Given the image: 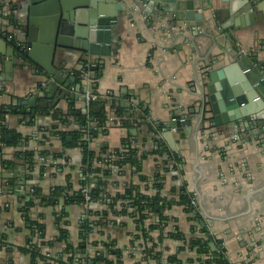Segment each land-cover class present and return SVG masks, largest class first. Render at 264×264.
I'll use <instances>...</instances> for the list:
<instances>
[{"label": "crops", "instance_id": "0c3cea01", "mask_svg": "<svg viewBox=\"0 0 264 264\" xmlns=\"http://www.w3.org/2000/svg\"><path fill=\"white\" fill-rule=\"evenodd\" d=\"M68 1L74 6L70 5L72 11L67 12V20L61 18L66 14L61 5H58L56 15L44 17L49 21L47 28L52 30L57 48L53 52H38L37 63L26 58L18 49L25 45L29 35L30 0H0L3 9L0 16L13 13L17 19V26L5 24L3 26H7L5 30L8 33L0 34V106L21 103L24 113L35 117V126H27L17 117H7L8 128L24 139L35 137L29 144L17 147L0 144V156L5 163L8 162L4 164L0 161V229L7 234L9 244L14 248L12 252H0V264H9L11 259L20 262L22 255L17 249L25 247L31 237L21 208L33 186H38L45 195H49L54 188L71 185L69 194L73 195L81 188L83 176L88 174L94 182L96 179L95 183L107 182L105 192L110 198L132 187L151 196L156 194L153 186L147 187L131 168L122 175L111 173L109 177L103 176V173L87 172L88 166L84 164L80 148L66 151L67 161L59 159L54 168L40 163L39 151L63 150L58 138L47 140L45 146H40L42 141L37 139L49 136V130L56 124V111L64 113L73 106L89 114L90 107L84 101L83 93L94 88L100 95L109 94L111 97L105 99L108 101L105 104L107 132L101 129L93 139L89 138L90 149L98 156L102 155V150H107L106 155H110L122 149L123 141L132 140V146L144 156L141 175L151 179V182L158 175L163 177L161 195L168 203H174L165 213L170 219L168 232L177 227L185 234L191 233L194 226L206 229L209 236L224 245L230 263L264 264V110L257 113L250 123L244 118L241 123L214 127L209 120L214 117L212 102L205 90L208 95L207 110L211 114L196 131L202 115L199 113V97L204 81L208 83V73L247 57L254 69L264 74V0L256 1L254 24L249 21V25L247 20L241 21V17L231 12L238 0H210L208 11L204 13L206 26L199 32L196 26L179 21L177 13L162 8L150 9L138 0H118V3L122 1L125 4L127 10V15L120 18L126 12L117 10L109 0ZM80 2L91 9L93 5L101 7L119 18L112 27L111 49L107 50L110 55L98 59V70H92L88 55L76 49L85 46V40L78 35L79 25L72 21L73 17L77 21V9L82 10L76 8L80 7L77 5ZM237 21L243 25L236 26ZM9 49H14V59L8 57ZM39 62L49 65L56 75H49ZM59 76L62 79L56 81ZM53 83L58 88L49 92ZM29 100H36L33 109L24 104ZM113 100L129 105L130 108L125 109L132 110L126 114L129 127L119 126L116 121L111 104ZM216 103L220 105L222 102L216 100ZM44 104L48 106L44 107ZM42 109L48 113L43 114ZM179 111L184 119H192L193 125L191 133L184 131L186 138H182L181 133H174L176 153L163 137L162 126L170 123ZM245 124H249L250 128L244 129ZM75 129L78 126L74 124L62 127V131L66 132ZM235 135L240 139L237 140ZM160 147L163 156L158 154ZM30 150L37 151L33 171L27 169L19 156ZM174 155L179 156L181 161L176 160ZM93 168L107 170L105 164L97 161ZM183 190L192 196L195 214L202 225L197 219L193 220L194 216L186 208L175 204ZM107 201L102 199L93 203L87 210L84 205H67L61 199L58 205L38 204L31 210V217L46 226V240L54 243L52 252L56 254L64 248V243L57 238V213H68L69 218H65L63 223L68 220L70 242L76 244L81 240L83 224L88 217L95 213H107L108 220L101 227L96 226L90 234L89 247L95 252L102 251L101 245L96 247L91 243L113 240L123 253L124 264H158L142 260L141 250L146 241L135 220L109 214ZM154 220H149L145 227L149 228ZM151 235L157 241L161 238L159 231ZM164 240L163 246L167 251L163 254L164 260L178 255L182 264H203L197 253H179V242L167 235ZM22 264H30V259L25 257Z\"/></svg>", "mask_w": 264, "mask_h": 264}, {"label": "trees", "instance_id": "16d2710c", "mask_svg": "<svg viewBox=\"0 0 264 264\" xmlns=\"http://www.w3.org/2000/svg\"><path fill=\"white\" fill-rule=\"evenodd\" d=\"M2 10V7H0V11ZM0 19H2L0 34L4 32L8 33L7 30H5L7 26H17V19L13 13H8L7 17L0 16ZM5 24L7 25L6 27L3 26ZM92 92L102 98H99L98 101L91 104L89 114L84 110L74 108L73 106H70L69 110L64 113L56 111V114L54 115L56 124H54L49 130V136L44 137L45 141L40 143L42 144L41 146H45L44 143L47 142V140L50 141L51 139L58 138L63 145V150L60 152H52L51 150L46 149L41 152L39 151V155L45 158L51 157L52 159H63L67 161L65 156L66 151L80 148L84 156V164L88 166L87 172H94L98 174L103 173V176L109 177L111 173H114L113 167H118L120 169L118 171L120 175L124 174L127 169L131 168L135 170L136 174L140 175L141 182L146 183L147 187L153 186L152 189L156 190V194L153 196L142 193L139 188L132 187L126 190L125 193L120 194L117 197L110 198L105 192L107 182L95 183L96 186L92 191L93 203H98L102 199L104 201L108 200L107 204L110 207V210L108 211L109 214L114 217L126 216L133 218L146 243L148 244L153 242V246L146 248L145 250L147 260H155L158 264H182L178 255L170 256L168 260H164L163 252L158 250L160 247H164V236L167 235L168 238L181 244V247H179V253L184 251L195 252L202 258L203 264H232L227 258V251L224 248V245L215 240L212 236H209L206 229H199L194 226L192 228L191 237H187V235L178 227L176 230L168 232L167 228L169 227L170 219L165 213L167 210L172 208L174 203H168L161 195L164 185L163 177L158 175L156 176L154 182H151V179L141 175L143 172L144 156L140 155L139 149L132 146V140L130 138L129 141H123L122 149L114 151V154L106 155L108 153L107 150H102V155L98 156L90 149V143L85 139H93L98 130L101 129L107 132L105 129L108 121L105 109L108 101L103 99V96L100 95L95 88ZM111 104L115 110L116 121L119 123V126L126 128L129 127L130 121L126 120V114L131 113L132 110L122 108L121 103H117L116 100L111 101ZM98 105L102 106V110L100 112L95 111V107ZM41 112L43 114L48 113L46 109H42ZM8 116L19 118L20 122H26L25 124L27 126H35V117L33 114H25L21 103L0 106V144L4 146L13 145L17 147L20 144H29L31 139H35V137L24 139L21 135L17 134L16 131L8 128ZM68 124L77 125L78 129L69 132L62 131V127ZM10 137L12 138V142L8 141ZM70 138L72 139L71 141H69ZM162 146L163 145L161 144V147ZM161 147L158 154L163 156ZM19 156L25 162L27 169L33 171L36 167L37 151L30 150L20 154ZM174 158L181 161V158L177 155H174ZM0 161L4 164H8V162L5 163V161L2 160L1 156ZM95 161L105 164L107 170L102 171V169H94L93 165ZM166 163L168 164L167 161H165L164 164L167 165ZM88 180L93 181L90 178ZM151 183H153V185H151ZM80 185L81 188H79V190L73 195L69 194L72 190L71 185L66 188H54L49 195H45L42 189L38 186H33L34 193L28 194L27 201L21 208V213L24 215L27 225L31 230V237L25 247L17 249L22 256L30 259V264H124L123 253L121 250L117 249V242L113 240H107L102 243H91L92 246L96 247L101 245L103 250L97 251L98 254L95 256H91V254L88 253L90 244L89 236L92 234V231L96 228V226L101 227L103 222L108 220L107 213H95L93 215L98 218L96 222H92L88 219L83 224L84 231L81 235V240L77 242V244L70 242L69 230L67 228V225H69L67 222L68 220L66 223H63L65 218H69L68 213L66 211L57 213L56 218L59 226V237L57 238L64 243V248L61 249V252L56 254H53L52 252L54 243L46 240V226L39 221H35L31 217V210L38 204L40 206L58 205L60 200L63 199L67 205H84L85 200L82 194V188L85 185V182H81ZM191 202L192 196L183 190L180 200L175 204L187 208V212L194 216L193 220L196 221L197 219L199 222V216L195 214V209L192 207ZM152 219L154 220L153 224L150 225L149 228H146V223ZM199 224H201V221ZM62 225L65 226V228H61ZM155 231L161 232V238L159 241L155 240L151 235L152 232ZM86 234L87 237L85 236ZM138 238L139 237H136V239ZM211 243L216 245V251L211 249ZM13 249L14 248L9 244L7 234H0V252L4 250L12 252ZM85 255L87 256L86 258H76V256ZM15 262L16 261H14V259H11L9 264H14Z\"/></svg>", "mask_w": 264, "mask_h": 264}, {"label": "water", "instance_id": "95a60500", "mask_svg": "<svg viewBox=\"0 0 264 264\" xmlns=\"http://www.w3.org/2000/svg\"><path fill=\"white\" fill-rule=\"evenodd\" d=\"M110 3L115 5L117 10L123 9L126 13L119 16L127 15L125 4L118 0H109ZM150 9H165L166 11H173L177 13L178 20L187 22L189 25L196 26V30L199 32L206 26V19L204 13L208 11V2L210 0H138ZM138 1H136L138 3ZM238 4L235 5L231 12L234 15L241 17V21L247 20V23L252 22L254 24V12L256 11V1L258 0H238ZM70 1L63 0H30V28L27 41L22 48H18L21 53L26 57L38 63L36 55L38 52L48 50L50 52L56 51L55 36L51 34V29L47 28L48 20L44 18L48 15H56L58 13V5H61L66 14H63L62 19L67 20L68 11H72L73 4ZM82 10L77 9L75 16L77 15V21H72L79 25L77 28L78 35L85 40V46L83 48H76L77 51H82L88 55V62H90V68L92 70H98V59L100 57H108L110 53L107 52L111 49V33L112 27L118 23V17L111 15L107 10H102L101 7L92 6L88 8V5L79 4ZM86 8V9H84ZM63 10V12H64ZM114 12V10H112ZM109 14L111 16H109ZM195 23V24H194ZM243 24H238L240 26ZM249 25V24H248ZM197 32V33H198ZM12 42V40H10ZM53 44V45H52ZM58 44V42H57ZM55 45V46H54ZM8 57L14 59V49H9ZM49 75H56L52 72L49 65L41 64ZM92 78H94L92 76ZM62 76H59L56 81H60ZM202 86V94L200 95L198 102L199 113L201 112L200 124L197 125V130L201 129V123L208 120L207 115L211 114L207 110V94L210 95L212 102L213 118L212 121L214 127L230 126L232 123L242 122V119H246L249 123L253 121L254 116L264 110V74H261V70L254 69L251 62L247 57L240 58L239 60L226 65L220 70L210 72L206 76V80ZM56 83L50 85L49 92L57 90ZM205 90L208 92L205 93ZM92 91V89H91ZM219 91V94H218ZM216 100L221 101L220 105L216 103ZM26 106H30L33 109L36 105V100H29L24 103ZM47 107V104L43 105ZM121 107H129L125 103H121ZM197 107V108H198ZM202 109V111H200ZM204 109V111H203ZM101 107H96L95 111L100 112ZM28 113H31L29 111ZM223 113V115H222ZM228 114V115H227ZM192 119H184L181 115V111L174 115L171 122L165 126H162L163 137L168 141L171 149L174 152H178L177 140L174 133H181L182 138H186V133L192 132ZM188 129H187V128ZM151 128V127H150ZM185 128V130H184ZM249 129V124L244 125V129ZM152 130V128H151ZM264 134V132L262 133ZM72 139L70 138L69 141ZM8 141H12L10 137ZM23 171L25 169L23 168ZM25 173H23L24 175ZM204 225V224H203ZM213 251L217 250L214 243L210 244ZM93 264V263H91Z\"/></svg>", "mask_w": 264, "mask_h": 264}, {"label": "built area", "instance_id": "2783aa9c", "mask_svg": "<svg viewBox=\"0 0 264 264\" xmlns=\"http://www.w3.org/2000/svg\"><path fill=\"white\" fill-rule=\"evenodd\" d=\"M7 15H8V13H5L4 14V16H6L7 17ZM99 98H102V97H100L99 95H96V94H94L92 91H91V89H86L85 91H84V93H83V99H84V101L86 102V104H87V106L88 107H91V104L92 103H94V102H96V101H98L99 100ZM108 98H110L109 97V94H107L106 96H103V99H108ZM235 137H236V139L237 140H239L240 138H238V135H235ZM38 139V141L39 140H41L42 142H44L45 141V139H44V137H42L41 139L40 138H37ZM85 140H89L88 138L87 139H85ZM41 146V145H40ZM37 150H39V148L37 147ZM39 161H40V163H42L43 165H45V166H47V167H52V168H54V167H56L57 165H58V163H59V160H56V159H52V158H49V159H47V158H45V157H40L39 158ZM120 169L118 168V167H113V172L114 173H118V171H119ZM90 178V176L88 175V174H85L84 176H83V179H82V182H85V185L83 186V188H82V194H83V197H84V200H85V203H84V206L86 207V209L87 210H89L90 209V206L93 204V199H92V191H93V189L95 188V182H93V181H90V180H88ZM91 179V178H90ZM93 180V179H92ZM31 193L33 194L34 193V190L32 189L31 190ZM191 205H192V207H194L195 206V202L194 201H192L191 202ZM186 210H187V208H186ZM89 219H91V220H93L94 222H96L97 220H98V218L95 216V215H91L90 217H88ZM2 233H4V231L1 229L0 230V234H2ZM187 235V237H191L192 236V234L191 233H188V234H186ZM153 246V242L151 243H145V247L141 250V257H142V260L143 261H146V262H149V261H155V260H147L146 259V255H145V250H146V248H150V247H152ZM159 251H161V252H163V254L164 253H166L167 251H166V248L165 247H160L159 249H158ZM88 253L89 254H91V256H95V255H97L98 253H97V251L95 252L94 250H92V248H88ZM87 256L85 255V256H76V258H78V259H81V258H86ZM25 260V256H22L21 257V259H20V262H15L14 264H22V262ZM78 264H85V263H78ZM87 264V263H86Z\"/></svg>", "mask_w": 264, "mask_h": 264}]
</instances>
